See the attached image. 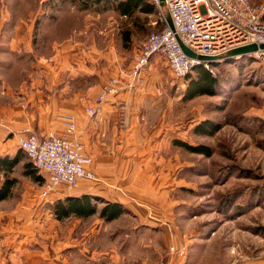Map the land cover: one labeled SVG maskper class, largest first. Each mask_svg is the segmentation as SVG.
I'll return each instance as SVG.
<instances>
[{
  "label": "rangeland",
  "instance_id": "rangeland-1",
  "mask_svg": "<svg viewBox=\"0 0 264 264\" xmlns=\"http://www.w3.org/2000/svg\"><path fill=\"white\" fill-rule=\"evenodd\" d=\"M98 1L81 8L78 0H0V20L5 18L2 32L15 36L19 31L28 47L44 56L55 41L70 36L82 38L92 48L114 52L123 66L131 68L147 36L162 28L168 17L166 10L148 0L155 5L154 13L136 12L128 17L114 10L112 2ZM1 55L13 68L29 63L24 55L22 59L13 56L17 62L5 53ZM160 57L152 55L145 69L152 65L156 70L151 69L148 77L145 69L142 71V81L152 89L140 102L136 125L149 133L158 130L160 154L172 158L161 170L160 181L147 171L150 176L144 189L151 191L153 205L132 193L119 203L125 212L116 220L103 219L99 225L98 213L85 219L71 216L58 220L53 213L57 201L54 190L41 198L38 193L42 184L25 182L26 186L20 184L16 192L22 189L31 195L30 204L24 203L30 212L9 231L10 260L48 257L56 250L53 256L72 255L80 264V257L86 259L81 247L69 245L71 239L66 241L65 237V229L72 228L73 241L79 243L81 230L90 231L89 249L84 251L88 255L93 249V253L105 250L138 259L146 255L156 264H164L171 255L178 256L183 264H264V64L247 54L212 61L209 68H203L218 81V93L184 100L183 93L196 72L189 79H176ZM73 119L71 139L76 130ZM204 119L219 123L218 131L211 136L194 134L193 127ZM118 123L123 128L128 122ZM65 132L64 124L61 134ZM173 140L206 145L211 155L190 152L174 145ZM98 198V209L111 202ZM143 206L152 213L141 220L133 210ZM144 243L151 245L146 247Z\"/></svg>",
  "mask_w": 264,
  "mask_h": 264
},
{
  "label": "crops",
  "instance_id": "crops-1",
  "mask_svg": "<svg viewBox=\"0 0 264 264\" xmlns=\"http://www.w3.org/2000/svg\"><path fill=\"white\" fill-rule=\"evenodd\" d=\"M4 21L5 18H1L0 54L18 56V59H22L24 55L28 57L29 63L13 68L7 63V58L0 56V157L17 153L19 149L16 134L25 129L39 137L49 133L61 134L64 131V117L72 115L76 120L72 138L82 143L84 151L92 158L90 169L97 176V181L81 180L75 188H67L61 183L52 192L53 198L58 200L69 196L90 195L123 203L129 199L130 194L136 193L137 198L150 200L147 202L152 204L154 198L149 196L151 191L144 189L150 176L147 171H150L151 176H156L158 182L163 177L161 170L167 168L172 159L160 154L158 130L149 133L136 126L140 116V102L152 88L147 87L146 81L136 83L135 88H129L127 73L130 67L123 66L119 56L112 51L92 48L88 43L84 44L82 38L73 39L70 36L59 43L55 41L49 54L44 56L28 47L26 37L19 31L15 36H5L2 32ZM160 58L167 67L165 60ZM147 68L143 71L147 77L152 73L151 69L156 70L152 65ZM11 72L16 74L11 75ZM111 76L119 77L121 87L115 95L97 104L96 97ZM88 107H93L95 113L90 115L86 110ZM120 120L128 123L122 128L118 123ZM162 163L164 166L161 168ZM23 164L24 161L19 162L10 173L16 179L15 185L11 194L0 200V264H78L72 255L53 256L56 250L50 252L48 257L34 255L19 261L8 257L9 231L18 219L30 212V209H25L24 203L30 204L31 195L28 196L26 191L22 192V189L16 192V187L20 184L25 187V182L29 184V181H34L30 176L24 175ZM37 173L41 180L34 182L42 184L47 172L42 170ZM3 180L4 175L0 171V184ZM133 213L142 220L152 212L143 206L133 210ZM74 219L79 220L78 217ZM102 221L104 220L101 218L96 220L99 225ZM73 232L72 228H66L65 237L66 241L71 239L67 242L69 245L81 247L82 256L85 255L86 259L80 257V264H156L146 255L138 259L136 256L109 254L105 250L93 253V249L88 255L84 251L89 249L90 231L81 230L80 243L73 241ZM54 233L57 235V231ZM144 244L146 247L151 245ZM183 263L176 255L166 257L164 262Z\"/></svg>",
  "mask_w": 264,
  "mask_h": 264
},
{
  "label": "built area",
  "instance_id": "built-area-1",
  "mask_svg": "<svg viewBox=\"0 0 264 264\" xmlns=\"http://www.w3.org/2000/svg\"><path fill=\"white\" fill-rule=\"evenodd\" d=\"M167 13L162 28L151 32L143 42L139 54L127 73L129 88L142 82V71L152 55L161 56L172 76L184 78L195 66L209 68L212 61L224 59L225 53L254 45L255 49L244 53L264 64V3L250 0H154ZM191 52L193 56H190ZM243 55V54H240ZM238 56V55H237ZM121 87L120 80L111 77L101 88L96 103L115 95ZM87 112L92 115L94 109ZM65 133H50L40 138L25 130L15 135L17 146L24 151L38 171H46L39 197L48 196L60 183L71 188L81 180L96 181L90 165L92 158L83 145L70 134L75 129L72 116L65 117Z\"/></svg>",
  "mask_w": 264,
  "mask_h": 264
},
{
  "label": "trees",
  "instance_id": "trees-1",
  "mask_svg": "<svg viewBox=\"0 0 264 264\" xmlns=\"http://www.w3.org/2000/svg\"><path fill=\"white\" fill-rule=\"evenodd\" d=\"M78 1L81 8H87L89 7L88 4L92 3L91 1L94 0ZM104 1L112 2L114 10L128 17H132L136 12L152 14L156 10L154 3L148 0H99L98 3ZM193 72H196L197 76L189 80L183 93L184 100L192 99L198 95H216L218 93L219 83L209 71L205 70L203 66L198 65L192 69L185 79H189ZM219 128V123L210 119H204L193 127L192 132L197 135L211 136L216 133ZM173 144L183 147L190 152L204 154L205 156L211 155V149L203 144L191 145L180 140H173ZM21 161H24V175L30 176L34 181L41 180L40 175L37 173L38 170L33 166L31 160L24 151L18 150L13 156L7 155L0 157V171H2L4 175V180L2 184H0V200L6 199L11 194L16 179L12 178L10 173ZM96 201H101V198L90 195L65 197L54 203L53 213L58 220H63L71 216L85 219L98 213L100 218L111 221L125 212L121 204L116 202H105L104 206L98 209L95 204Z\"/></svg>",
  "mask_w": 264,
  "mask_h": 264
},
{
  "label": "water",
  "instance_id": "water-1",
  "mask_svg": "<svg viewBox=\"0 0 264 264\" xmlns=\"http://www.w3.org/2000/svg\"><path fill=\"white\" fill-rule=\"evenodd\" d=\"M255 49V46L254 45H249V46H245V47H242V48H238V49H235V50H232V51H229L227 53H225L224 55L220 56L222 58H228V57H232V56H237V55H240V54H244V53H247V52H250L252 50ZM187 53L190 55V56H193V54L191 52H188ZM203 59H206L208 61H214L215 58H211V57H202Z\"/></svg>",
  "mask_w": 264,
  "mask_h": 264
}]
</instances>
